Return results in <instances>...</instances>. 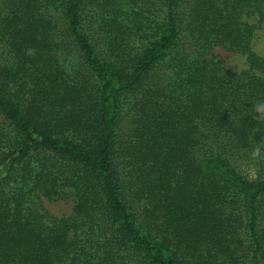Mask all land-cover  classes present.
<instances>
[{"label": "trees", "instance_id": "1", "mask_svg": "<svg viewBox=\"0 0 264 264\" xmlns=\"http://www.w3.org/2000/svg\"><path fill=\"white\" fill-rule=\"evenodd\" d=\"M259 27L264 0H0V264H264Z\"/></svg>", "mask_w": 264, "mask_h": 264}, {"label": "rangeland", "instance_id": "2", "mask_svg": "<svg viewBox=\"0 0 264 264\" xmlns=\"http://www.w3.org/2000/svg\"><path fill=\"white\" fill-rule=\"evenodd\" d=\"M247 21L253 23L255 18L246 17ZM252 49L259 55L264 56V28H256V31L252 40ZM213 54L222 59L224 66L234 72H240L248 69L249 65L246 59V55L229 51L223 45H217L213 48ZM236 158V155L234 156ZM239 164L240 170L247 176H255V166L244 156L236 158ZM42 207L50 214L54 216H69L73 212V200L71 197L62 199H47L41 198Z\"/></svg>", "mask_w": 264, "mask_h": 264}]
</instances>
